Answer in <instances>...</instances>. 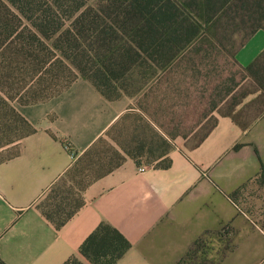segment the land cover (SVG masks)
Here are the masks:
<instances>
[{
  "label": "crops",
  "instance_id": "obj_1",
  "mask_svg": "<svg viewBox=\"0 0 264 264\" xmlns=\"http://www.w3.org/2000/svg\"><path fill=\"white\" fill-rule=\"evenodd\" d=\"M235 61L245 74L239 98L217 108L201 143L203 136L192 141L195 132L175 142L168 168L140 172L139 160L126 158L82 191L84 205L60 228L44 216L42 202L131 111V101H109L79 79L58 97L19 106L35 133L0 163V262L92 264L81 247L106 225L131 245L115 264H180L212 238L228 254L218 264H264V30Z\"/></svg>",
  "mask_w": 264,
  "mask_h": 264
},
{
  "label": "trees",
  "instance_id": "obj_2",
  "mask_svg": "<svg viewBox=\"0 0 264 264\" xmlns=\"http://www.w3.org/2000/svg\"><path fill=\"white\" fill-rule=\"evenodd\" d=\"M90 1L0 0V135L6 145L17 147L13 155L0 163L16 156L20 142L35 133L14 103L34 106L49 101L81 78L90 81L107 100H120L110 94L108 68L91 60L96 40L102 48L110 42L108 29L113 30L114 21L122 19L133 24V34L139 40L143 38L144 43L150 41L146 48L142 44L137 46L139 52L132 51L140 56L147 54L154 63L160 53L164 56L163 63H174L187 48H198L196 53H201L200 45L205 38L212 40L215 48L228 39L222 31L228 34L233 28L246 31L241 49L253 35L264 30V0H201L200 5L207 15L205 21L190 14L179 0H102L99 8L89 7ZM114 31L118 33L117 29ZM160 40L164 52L159 50ZM108 54L114 55L113 50L107 52L106 59H109ZM251 70L252 67L244 69ZM235 90H229L226 98ZM127 119L125 115L106 135H111ZM147 127L151 129L149 124ZM206 137L207 134L199 143ZM102 139L77 159L68 176L73 172L84 174L87 170L91 175L96 173L95 167L106 161L96 150ZM154 143L152 138L151 142H142L140 147L145 150ZM151 152L156 154L157 150L151 149ZM169 152L157 156L158 161L164 162L159 167H170ZM85 161L87 167L81 169ZM123 161L84 185L76 206L71 210L59 208L56 221L42 210L44 216L58 228L62 227L84 205L82 191L93 181L113 172ZM130 247L117 230L102 225L83 244L81 254L92 264H115ZM69 264L82 263L75 259Z\"/></svg>",
  "mask_w": 264,
  "mask_h": 264
},
{
  "label": "rangeland",
  "instance_id": "obj_3",
  "mask_svg": "<svg viewBox=\"0 0 264 264\" xmlns=\"http://www.w3.org/2000/svg\"><path fill=\"white\" fill-rule=\"evenodd\" d=\"M179 1L197 19H207L204 14L206 10L204 8L203 11L200 5L201 0ZM99 5H102V0H91L88 4L96 8ZM111 25L113 30L108 29L110 42L102 48L96 40L92 45L91 60L108 68L110 94L131 101V111L126 114L128 119L111 135H105L98 144L96 150L106 161L95 167L96 173L91 175L90 170L84 174L73 172L42 202V210L55 221L59 218L56 214L59 208L71 210L76 206L84 185L108 171L111 166L128 157L139 160L145 167L163 165L164 162L158 161V155L170 151L175 142L187 139L194 132L192 141L196 142L215 123L217 108L225 103L224 106L230 108L239 98L235 92L227 98L226 95L229 90L237 88L245 77L235 61V54L247 35L246 31L234 28L228 34L222 31L228 39L218 43L215 47L217 50L212 47L215 46L213 41L205 38L204 44L200 45L203 47L201 53H196L198 48H187L186 53L181 52L174 63H163L164 56L160 53L154 63L147 54L142 53L140 56L132 51H138L137 46L141 44L146 48L150 43H144L143 38L139 40L133 34V24L121 19ZM116 29L117 34L114 31ZM161 44L162 40L159 41V50L164 52ZM109 50H113L114 55L108 54L109 59H106ZM149 50L153 51L151 48ZM19 106L22 105L14 103L16 110ZM1 138L2 135L0 161L13 155L17 148L6 145ZM152 138L155 142L153 146L142 150L141 143L145 140L151 142ZM151 149L157 150V153L154 155ZM87 164L85 161L81 169L86 168ZM214 244V238L203 239L180 264H218L228 254L219 251Z\"/></svg>",
  "mask_w": 264,
  "mask_h": 264
},
{
  "label": "built area",
  "instance_id": "obj_4",
  "mask_svg": "<svg viewBox=\"0 0 264 264\" xmlns=\"http://www.w3.org/2000/svg\"><path fill=\"white\" fill-rule=\"evenodd\" d=\"M66 148H67V150H68L69 152H71V154L73 155V157H75V154H74V152H72V150L70 149V147H69V146H66ZM147 169H148V167L142 166V167L139 169V171H140V172H145V171H147Z\"/></svg>",
  "mask_w": 264,
  "mask_h": 264
}]
</instances>
